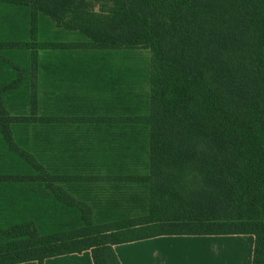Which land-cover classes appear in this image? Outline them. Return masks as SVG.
Returning <instances> with one entry per match:
<instances>
[{
	"label": "trees",
	"instance_id": "trees-1",
	"mask_svg": "<svg viewBox=\"0 0 264 264\" xmlns=\"http://www.w3.org/2000/svg\"><path fill=\"white\" fill-rule=\"evenodd\" d=\"M102 12L87 0H0V64L11 77L0 88V144L20 163L0 173V186L40 185L54 202L78 210L89 230L40 235L31 223L6 226L0 264H43L84 251L93 264H120L114 245L164 235H252L251 264H264V0H114ZM133 48L149 53L145 117L84 111L57 119L75 128L67 130L68 149L82 152L64 161L89 171H98L96 159L119 166L133 159L111 137L114 130H147V215L91 230L89 207L63 185L115 183L121 191L133 177L51 172L13 137L20 121L35 130L39 113L10 116L3 94L25 86L35 112L41 52H83L89 60L99 50ZM19 53L29 63L10 58ZM107 137L122 152L118 158L103 151Z\"/></svg>",
	"mask_w": 264,
	"mask_h": 264
},
{
	"label": "rangeland",
	"instance_id": "rangeland-1",
	"mask_svg": "<svg viewBox=\"0 0 264 264\" xmlns=\"http://www.w3.org/2000/svg\"><path fill=\"white\" fill-rule=\"evenodd\" d=\"M112 1L87 0L91 7L102 13L110 11ZM83 54L72 51L39 54L42 80L41 101L37 111L31 112L26 106L25 86L4 93L3 100L10 116L21 118L39 113L37 121L33 122L37 124L35 130L28 129L20 121L14 126L13 137L21 147L35 153L51 172L71 171L82 175L100 172L101 175L109 174L110 178L120 175L133 177L129 183L122 184L121 191H117L115 183L86 185L75 182L63 185L66 193L89 207L91 230L114 223H121L120 227L123 222L146 216L148 212L146 128L137 125L134 130L128 127L114 130L111 137H117L119 145L128 156L133 155V159L129 161L124 158L120 166L115 160L111 161V165L110 162L105 163L110 158L96 159L100 166L98 171H89L92 168L90 165L80 168L75 162L64 161L69 156L80 157L82 152L81 147L68 149L69 138L66 133L70 126L59 127L57 119L84 111L145 117L149 53L142 48L99 50L89 60H83ZM14 56L10 58L15 62L29 63L26 54ZM72 66L76 67V72L71 70ZM9 73L10 70L0 64V88L10 81ZM109 138L102 142L103 151L111 150V159L112 156L113 159L118 158L122 152L115 148L114 140L109 143ZM2 158H7L6 164ZM19 164L0 144V173L16 172L20 168ZM113 164L123 171H119ZM111 172L115 174L111 175ZM17 223H31L40 235L89 231L78 210L54 202L52 195L44 191L42 186H0V230Z\"/></svg>",
	"mask_w": 264,
	"mask_h": 264
},
{
	"label": "crops",
	"instance_id": "crops-1",
	"mask_svg": "<svg viewBox=\"0 0 264 264\" xmlns=\"http://www.w3.org/2000/svg\"><path fill=\"white\" fill-rule=\"evenodd\" d=\"M252 235H164L113 246L120 264H251ZM20 264H37L25 262ZM43 264H93L89 251Z\"/></svg>",
	"mask_w": 264,
	"mask_h": 264
}]
</instances>
